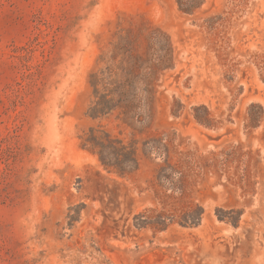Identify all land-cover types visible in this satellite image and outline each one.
I'll return each instance as SVG.
<instances>
[{
	"label": "rangeland",
	"instance_id": "1",
	"mask_svg": "<svg viewBox=\"0 0 264 264\" xmlns=\"http://www.w3.org/2000/svg\"><path fill=\"white\" fill-rule=\"evenodd\" d=\"M183 5L0 0V264H264V0Z\"/></svg>",
	"mask_w": 264,
	"mask_h": 264
},
{
	"label": "trees",
	"instance_id": "2",
	"mask_svg": "<svg viewBox=\"0 0 264 264\" xmlns=\"http://www.w3.org/2000/svg\"><path fill=\"white\" fill-rule=\"evenodd\" d=\"M178 2H179V4H181V6L183 5V6H188V7H192L193 5H191V4H193V2H194V0H178ZM93 117H94V115H92Z\"/></svg>",
	"mask_w": 264,
	"mask_h": 264
}]
</instances>
